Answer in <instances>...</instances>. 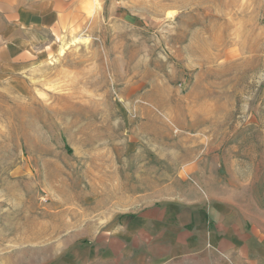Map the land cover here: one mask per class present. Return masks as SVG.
I'll use <instances>...</instances> for the list:
<instances>
[{"label":"rangeland","instance_id":"obj_1","mask_svg":"<svg viewBox=\"0 0 264 264\" xmlns=\"http://www.w3.org/2000/svg\"><path fill=\"white\" fill-rule=\"evenodd\" d=\"M0 264H264V0H0Z\"/></svg>","mask_w":264,"mask_h":264}]
</instances>
